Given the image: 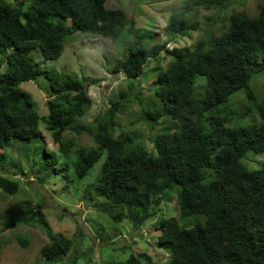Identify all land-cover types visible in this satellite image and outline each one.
Returning <instances> with one entry per match:
<instances>
[{
	"label": "trees",
	"instance_id": "16d2710c",
	"mask_svg": "<svg viewBox=\"0 0 264 264\" xmlns=\"http://www.w3.org/2000/svg\"><path fill=\"white\" fill-rule=\"evenodd\" d=\"M26 1L14 6L0 2V164L15 140L31 144L26 148L38 151L40 163L67 158L81 179L106 156L95 188L109 201L129 206L122 220L127 217L140 229L171 191L177 193L181 219L195 220L193 226L161 221L159 244L172 253L165 264H264V165L250 169L243 161L250 153L264 155V98L257 100L251 88L254 77L264 73V7L255 18L232 14L228 30L214 40L200 39L191 50H170L166 44L152 45L155 34L138 28L122 9H109L107 0ZM226 1L187 0L185 8L171 14L168 35H189L193 27L187 18L194 7H219ZM78 33L114 42L124 38L125 56L116 61L115 72L131 82L140 78L150 59L162 52L173 57L153 82L161 107L145 110L144 120L175 124L154 137L152 151L129 134L117 133L116 102L93 119L91 128L79 123L92 100L75 75L57 70L46 74L51 91L49 113L43 117L35 111L32 96L20 90L21 83L43 73L29 56L33 50L39 48L45 60H56L66 40ZM198 77L206 78L201 100L195 97ZM240 91L254 104L258 123L233 124L229 100ZM41 121L57 145L55 153H45L40 142ZM91 129L95 148L78 147L64 138L68 130L81 135ZM0 187L15 194L20 184L0 176ZM34 207L7 209L4 230L34 221L46 227ZM48 236L52 242L41 252L43 260H63L71 240ZM126 264L155 263L131 255Z\"/></svg>",
	"mask_w": 264,
	"mask_h": 264
},
{
	"label": "rangeland",
	"instance_id": "374dc122",
	"mask_svg": "<svg viewBox=\"0 0 264 264\" xmlns=\"http://www.w3.org/2000/svg\"><path fill=\"white\" fill-rule=\"evenodd\" d=\"M1 1L14 6L26 0ZM30 1L27 0L25 5ZM187 5V0H107L109 9H122L138 28L151 30L155 34L152 45L166 44V49L170 50H191L200 39L220 37L228 30L232 14L255 18L264 7V0H227L224 5L212 8L196 6L187 18L189 26L193 27L189 35H168L171 14ZM123 41L124 38L114 42L78 33L66 40L64 50L56 60H45L41 50L35 49L29 56L43 73L35 81L21 83L19 88L32 96L35 111L43 117L49 113L46 101L51 91V82L46 74L57 70L62 74L75 75L85 84L92 100L90 109L79 123L91 128L93 119L103 114L112 101L116 102L120 106L117 133L129 134L152 151L154 137L175 123L169 119L150 122L144 120V113L161 107V101L153 91V82L174 59L162 52L149 60L140 78L131 82L123 73L115 72L116 61L125 56ZM205 83V77L197 78L195 97L198 100L204 97ZM132 84L134 88L130 90ZM251 88L257 100L264 98V73L254 77ZM229 105L234 112L233 124L258 123L255 106L243 91L235 94ZM40 130V142L45 153H55L57 145L42 121ZM94 135L93 129L81 135L68 130L64 138L74 141L78 147L91 149L97 147ZM27 145L30 147L31 144L15 140L5 149L7 159L0 164V176L16 179L20 184L15 194H9L0 187V264H47L41 252L52 242L48 234L68 238L72 244L69 254L52 264H126L131 255L144 261L150 257L155 264H165L172 260V253L159 244L161 221L175 219L182 224L195 225L193 219H181L177 193L171 191L155 207V216L137 229L127 217L122 220L128 205L113 203L96 191L106 156L81 179L67 158H45L40 163L36 155L38 151L34 147L29 151ZM243 161L250 169H258L264 165V155L250 153ZM24 204L35 206V210L46 219V227L34 221L4 230L7 209ZM20 239L29 241V244Z\"/></svg>",
	"mask_w": 264,
	"mask_h": 264
},
{
	"label": "clouds",
	"instance_id": "9594fccd",
	"mask_svg": "<svg viewBox=\"0 0 264 264\" xmlns=\"http://www.w3.org/2000/svg\"><path fill=\"white\" fill-rule=\"evenodd\" d=\"M172 49V48H171Z\"/></svg>",
	"mask_w": 264,
	"mask_h": 264
}]
</instances>
